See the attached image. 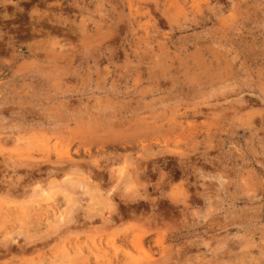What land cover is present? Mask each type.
Masks as SVG:
<instances>
[{
	"label": "clouds",
	"instance_id": "9594fccd",
	"mask_svg": "<svg viewBox=\"0 0 264 264\" xmlns=\"http://www.w3.org/2000/svg\"><path fill=\"white\" fill-rule=\"evenodd\" d=\"M25 116L59 125L85 153L25 193L54 204V189L109 216L173 203L193 229L222 219L224 235L193 233L169 264H264L253 187L264 173V0H0V123ZM233 172L242 192H228ZM27 227H0V249Z\"/></svg>",
	"mask_w": 264,
	"mask_h": 264
},
{
	"label": "rangeland",
	"instance_id": "374dc122",
	"mask_svg": "<svg viewBox=\"0 0 264 264\" xmlns=\"http://www.w3.org/2000/svg\"><path fill=\"white\" fill-rule=\"evenodd\" d=\"M240 46L243 47V43ZM33 86L40 89L44 85L34 79ZM3 115L9 120L7 112ZM253 123L258 129L259 120ZM12 124H16L15 130H12ZM237 135L248 137L250 133L241 131ZM256 135L264 137V132H256ZM84 154L83 149L70 141L55 123L33 120L30 116H25L22 122L0 123V227L6 224L10 234L22 224L29 225L17 245L0 249L5 252L4 259L14 264H169L171 253L193 233L206 239L224 235L220 231L222 219L210 220L193 229L191 220L185 222L182 206L169 202L160 203L155 215H149L147 206L140 202L131 206L136 210L134 216L123 206L119 207V215L109 216L99 204L91 212L85 211L86 205L73 200L70 194H59L54 189L51 197L44 193L45 197L54 198V204L42 203L30 191L25 193L30 181L39 182L44 173L55 175L68 157L75 159ZM242 175L231 174L236 183L228 189L229 193L243 191ZM262 176L264 173L257 168L253 187L258 198L264 197V187L259 183ZM262 202L264 200L256 201L257 204ZM247 203V198L241 196L236 207ZM53 214L61 215L59 224L54 222ZM256 215L264 216V212L258 211ZM195 251L191 250L192 253Z\"/></svg>",
	"mask_w": 264,
	"mask_h": 264
},
{
	"label": "bare ground",
	"instance_id": "6f19581e",
	"mask_svg": "<svg viewBox=\"0 0 264 264\" xmlns=\"http://www.w3.org/2000/svg\"><path fill=\"white\" fill-rule=\"evenodd\" d=\"M19 139V138H18ZM31 140V139H30ZM18 141V140H17ZM27 143V142H26ZM15 144V143H14ZM18 144V143H17ZM25 144V143H24ZM37 146V145H36ZM20 148V147H19ZM18 150V149H17ZM2 151H4V150H2ZM58 151V150H57ZM48 152V151H47ZM52 152V151H51ZM70 153V152H69ZM54 154V153H53ZM15 155V154H14ZM17 156V155H16ZM21 156V155H20ZM25 157V156H24ZM17 158V157H16ZM21 158V157H20ZM33 158H35V157H33ZM4 162V161H3ZM23 163V162H22ZM21 164V163H20ZM53 165V164H52ZM55 165V164H54ZM29 174V173H28ZM45 174V173H44ZM43 174V175H44ZM52 175V174H51ZM41 176V175H40ZM11 185V184H10ZM12 187V186H11ZM14 188H15V186H14ZM13 190V189H12ZM13 192V191H12ZM39 200V199H38ZM3 208H5V207H3ZM14 211V210H13ZM102 211V210H101ZM104 212V211H103ZM116 216V215H115ZM102 217V216H101ZM96 219V218H95ZM105 219V218H104ZM3 220V219H2ZM1 220V221H2ZM88 220V219H87ZM108 220V219H107ZM32 221V220H31ZM156 221V220H155ZM42 225V224H41ZM64 226V225H63ZM65 228H66V226H64ZM62 231V230H61ZM114 231V230H113ZM60 233V232H59ZM54 234V233H53ZM35 244H36V242H35ZM41 244V243H40ZM20 246V245H19ZM23 248V247H22ZM36 249V248H35Z\"/></svg>",
	"mask_w": 264,
	"mask_h": 264
}]
</instances>
